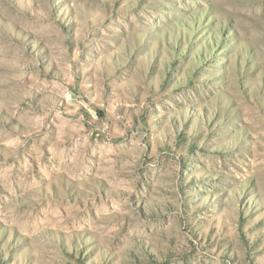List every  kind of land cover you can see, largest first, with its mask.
<instances>
[{
    "label": "rangeland",
    "instance_id": "obj_1",
    "mask_svg": "<svg viewBox=\"0 0 264 264\" xmlns=\"http://www.w3.org/2000/svg\"><path fill=\"white\" fill-rule=\"evenodd\" d=\"M0 264H264V0H0Z\"/></svg>",
    "mask_w": 264,
    "mask_h": 264
}]
</instances>
